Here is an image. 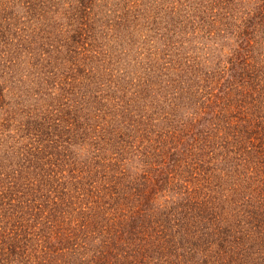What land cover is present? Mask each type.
I'll return each instance as SVG.
<instances>
[{
    "label": "trees",
    "instance_id": "trees-1",
    "mask_svg": "<svg viewBox=\"0 0 264 264\" xmlns=\"http://www.w3.org/2000/svg\"><path fill=\"white\" fill-rule=\"evenodd\" d=\"M0 264H264V0H0Z\"/></svg>",
    "mask_w": 264,
    "mask_h": 264
},
{
    "label": "rangeland",
    "instance_id": "rangeland-1",
    "mask_svg": "<svg viewBox=\"0 0 264 264\" xmlns=\"http://www.w3.org/2000/svg\"><path fill=\"white\" fill-rule=\"evenodd\" d=\"M203 39H204L205 42L204 41H202V42L206 43V47H209V44L211 45L210 48H206L207 51L214 49V52L217 53L218 49L223 50L224 52L229 50L226 46H223L224 49H222V43L224 41L222 38L220 40H218L216 43L215 42L212 43V41L207 39V37H205V36H204Z\"/></svg>",
    "mask_w": 264,
    "mask_h": 264
}]
</instances>
